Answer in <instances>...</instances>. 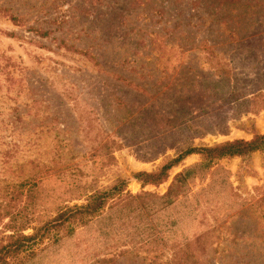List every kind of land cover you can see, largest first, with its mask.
Wrapping results in <instances>:
<instances>
[{
	"label": "rangeland",
	"instance_id": "obj_1",
	"mask_svg": "<svg viewBox=\"0 0 264 264\" xmlns=\"http://www.w3.org/2000/svg\"><path fill=\"white\" fill-rule=\"evenodd\" d=\"M161 1L172 0H0V239L10 234L4 225L19 213L28 228L37 226L42 211L33 206L38 188L28 200L22 183H39L52 175L75 180L89 195L124 180L132 194L162 195L176 173L200 161L198 155L172 169L159 187L142 188L133 174L156 171L184 146L174 124L196 119L199 135L188 136L194 145L248 141L264 133V110L237 114L233 103L221 102L210 89L214 78H208L211 71L196 51L203 35L210 41L216 35L206 32L208 25L186 27L190 41L182 43L185 51L175 45L157 63L154 59L162 51L131 52V38L141 35L140 29L158 30L164 25V20L153 22L157 16L151 14L152 7H165V17L176 15L177 7H161ZM180 1L183 8L187 0ZM11 14L19 25L10 20ZM195 23L193 18L191 24ZM131 27L134 30L126 34ZM185 38L177 33L169 46ZM253 44L218 46L235 69L236 89L247 76L264 74L260 45ZM140 65L157 67L145 88L155 93L167 82L169 89L160 90L165 95L155 93L152 98L111 75L142 85L145 79L131 71ZM203 109L207 113H201ZM154 113L161 116L155 118ZM162 116H176L178 121L169 123ZM96 158L103 160L94 165ZM218 165L228 171L232 199L240 207L207 219L204 249L195 252L197 264H264V151L245 160L224 159ZM207 183L208 179L196 180L190 195ZM84 202L83 198L69 205ZM29 233L31 229L24 231ZM171 255V249L153 244L116 247L97 256L102 261L97 264H172Z\"/></svg>",
	"mask_w": 264,
	"mask_h": 264
},
{
	"label": "trees",
	"instance_id": "obj_2",
	"mask_svg": "<svg viewBox=\"0 0 264 264\" xmlns=\"http://www.w3.org/2000/svg\"><path fill=\"white\" fill-rule=\"evenodd\" d=\"M160 5H174L177 7L176 15L165 17V7H152L151 14L157 16L153 22L160 24L164 20V25L158 30L140 29L142 34L131 38L134 43L131 52L140 54L138 48H143L149 54L155 50L162 51L154 59V63H157L168 48V52H172L175 45L181 51L184 50L182 43L190 41L187 32L185 34L186 27L200 25L202 28L208 25L206 32L216 35L212 41L208 35H203L196 51L202 54L203 64L208 65L211 71L208 78H214L210 81V89L220 95L221 102L229 105L233 103L235 108H232L237 114H258L263 111L264 74L255 79L247 76L242 87L236 89L235 69L218 46L259 44L264 61V32H259V29H264V0H187L183 8H180V0H172L161 1ZM145 18L150 19L147 16ZM169 18H172L173 23ZM193 18L195 24H191ZM10 20L19 25L18 18L13 14ZM134 28L131 27L126 34ZM177 33L186 35L185 40L176 39V43L169 46ZM38 34L48 35L43 31ZM255 58L258 56L255 55ZM144 67L131 68V71L138 72L137 78L145 79L142 85L116 73L111 75L152 98L156 96L155 93H161L160 90L169 89L166 82L155 93H150L145 87L157 67L151 70ZM157 100L154 98V102ZM150 107L155 108V105ZM201 113L207 112L203 109ZM160 116L153 114L155 118ZM162 117L169 123L178 121L176 116L171 119ZM184 120L173 125L178 128L180 142H184L178 153L168 158L156 171L133 174L142 188L159 187L167 182L172 169L179 167L187 157L198 155L200 161L176 173L162 195L145 191L132 194L127 191V182L124 180H117L108 189L89 195L75 180L65 181L52 175L39 183H22L20 186H26L28 200L34 198L33 190L38 188L33 206L37 211L38 207L42 211L38 212L35 227L28 228L27 220L21 213L4 225L10 234L0 239V264H97L102 262L97 256L106 255L110 248L145 247L151 244L171 249L172 264H197L195 252L196 249H204L207 219H218L221 212L232 213L240 207L232 199L229 173L218 162L235 157L245 160L256 152H263L264 133H256L248 141L239 139L213 146L194 145L188 136L199 135L198 123L196 119L193 122ZM102 160L96 158L93 164H100ZM207 179L205 186L190 195L191 186L196 180L204 182ZM83 198L84 203L69 205ZM261 201L264 202V197ZM27 229H31L32 233L24 234Z\"/></svg>",
	"mask_w": 264,
	"mask_h": 264
}]
</instances>
